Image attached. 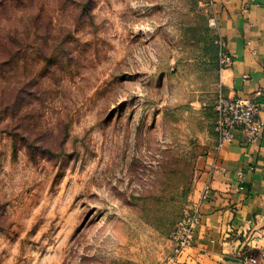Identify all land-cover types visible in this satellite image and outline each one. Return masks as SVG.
<instances>
[{"label": "rangeland", "instance_id": "rangeland-1", "mask_svg": "<svg viewBox=\"0 0 264 264\" xmlns=\"http://www.w3.org/2000/svg\"><path fill=\"white\" fill-rule=\"evenodd\" d=\"M209 3L0 0V264L173 262L218 142Z\"/></svg>", "mask_w": 264, "mask_h": 264}, {"label": "crops", "instance_id": "crops-1", "mask_svg": "<svg viewBox=\"0 0 264 264\" xmlns=\"http://www.w3.org/2000/svg\"><path fill=\"white\" fill-rule=\"evenodd\" d=\"M208 1L233 57V64L220 71L222 91L264 102V94L256 95L264 87V0ZM259 119L257 141L247 142L238 129L220 148L216 135L209 138L207 151L197 159L191 194L201 224L194 244L171 264H245L241 250L247 243L264 249V109Z\"/></svg>", "mask_w": 264, "mask_h": 264}, {"label": "built area", "instance_id": "built-area-1", "mask_svg": "<svg viewBox=\"0 0 264 264\" xmlns=\"http://www.w3.org/2000/svg\"><path fill=\"white\" fill-rule=\"evenodd\" d=\"M220 61L222 68L233 64V57L227 49V42L219 34ZM264 94V87L256 91L257 96ZM264 109V102L260 99L244 97H231L220 92L215 105V131L217 134V147H222L226 142L235 138V129L245 135L247 142L257 141L262 134V122L259 119L261 110ZM243 179L244 172H239ZM209 190H205L208 195ZM201 224V214L198 207L192 212H186L172 232L176 248L171 260L178 258L183 251L194 244L196 232ZM241 256L245 264H264V249H256L247 243L241 250ZM170 260V261H171Z\"/></svg>", "mask_w": 264, "mask_h": 264}]
</instances>
